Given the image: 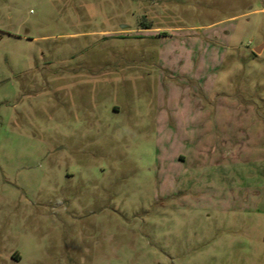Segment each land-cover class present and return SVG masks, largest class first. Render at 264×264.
Masks as SVG:
<instances>
[{"label":"rangeland","instance_id":"374dc122","mask_svg":"<svg viewBox=\"0 0 264 264\" xmlns=\"http://www.w3.org/2000/svg\"><path fill=\"white\" fill-rule=\"evenodd\" d=\"M259 115L264 0H0V264H264Z\"/></svg>","mask_w":264,"mask_h":264},{"label":"crops","instance_id":"0c3cea01","mask_svg":"<svg viewBox=\"0 0 264 264\" xmlns=\"http://www.w3.org/2000/svg\"><path fill=\"white\" fill-rule=\"evenodd\" d=\"M258 109H260L261 107L260 106H257ZM259 120L256 119L252 122V128H254V131H253V135L257 136V137H260V136H264V116H261L259 115ZM233 127H236L237 131L239 132L238 129H240V131L242 132L244 130V123H236V125H232ZM240 132V133H241ZM243 133V132H242ZM235 135H237V133H235ZM226 138V135L223 136V140ZM233 139H236V137H232ZM264 142V141H263ZM231 143L232 144H236L238 143V139L237 140H231ZM234 147V146H233ZM232 147V148H233Z\"/></svg>","mask_w":264,"mask_h":264},{"label":"water","instance_id":"95a60500","mask_svg":"<svg viewBox=\"0 0 264 264\" xmlns=\"http://www.w3.org/2000/svg\"><path fill=\"white\" fill-rule=\"evenodd\" d=\"M261 50H262V46H259V47L256 48L257 52H260Z\"/></svg>","mask_w":264,"mask_h":264}]
</instances>
